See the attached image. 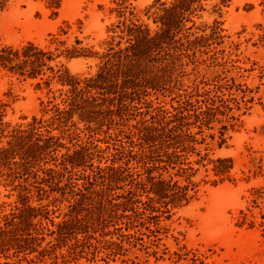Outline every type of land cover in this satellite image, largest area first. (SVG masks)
Segmentation results:
<instances>
[{
    "label": "rangeland",
    "instance_id": "rangeland-1",
    "mask_svg": "<svg viewBox=\"0 0 264 264\" xmlns=\"http://www.w3.org/2000/svg\"><path fill=\"white\" fill-rule=\"evenodd\" d=\"M159 5L5 0L0 52L34 43L48 55L37 77L0 62V149L11 133L28 129L34 118L49 119L54 105L65 106L69 86L60 74L80 80L97 74L102 55L120 40L121 21L157 29ZM180 20L176 39L195 43H176L158 89L141 88L128 109L115 107L97 132L84 131L78 116L77 126L39 123L34 138L55 135L61 145L38 149L27 168L16 164L17 155L0 160V264H264V0H194ZM209 98L219 110L209 126L189 127L194 137L186 145L193 149L152 173L187 185L185 198L146 209L147 192L137 188L127 208L114 206L124 201L116 195L146 177L136 126L166 119L188 100L204 106ZM81 146L86 161L66 168L63 155ZM108 165L124 169L114 186L99 195L86 191L71 208L84 176ZM217 166L231 168L218 173ZM50 168L53 177L44 172ZM76 215L82 219L74 227L59 230Z\"/></svg>",
    "mask_w": 264,
    "mask_h": 264
},
{
    "label": "trees",
    "instance_id": "trees-1",
    "mask_svg": "<svg viewBox=\"0 0 264 264\" xmlns=\"http://www.w3.org/2000/svg\"><path fill=\"white\" fill-rule=\"evenodd\" d=\"M4 1L0 0V7ZM193 2L194 0H173L170 5H167L166 2L157 0V4L160 5L155 14L157 15L156 22H159L160 25L154 30L143 23L121 21L116 26L120 30V40L116 45L111 43L108 51L102 55L103 64L97 74L84 80H80L68 72L60 74V82L69 86L66 97H62L65 106L61 108L54 105L49 110L52 111L49 119L37 121L34 118L35 121L28 125V129H18L11 133L8 146L0 149V160H7L11 156L17 155L20 157V161L16 164L27 168L38 149L47 151L49 147L61 145L57 141L59 138L55 135H48L46 138L38 135L34 138V131L39 123L42 124L45 121L48 125L58 124L60 127H67L70 124L77 126V120L74 118L78 116L79 122L84 125V131L97 132L105 124L107 116L114 114L115 107L128 109L130 104L127 101H134L135 94L140 93L141 88L158 89L165 80L166 72L170 69L171 62L168 59L174 56L172 50L178 48L176 43L180 42L182 46L185 43L189 46L195 43L192 40L183 42L181 38L176 39L180 19ZM114 40L115 37H113ZM67 51L73 52L70 49ZM47 55V52L34 43H29L22 49L4 48L0 52V62L4 68L10 71L23 76L37 77L43 72V67L47 65ZM159 62L163 64L157 69L151 70L150 66L155 67V64ZM50 69L54 70L52 67ZM46 83L50 85L51 80H46ZM202 102L205 103L204 106L198 105L199 101L194 103L188 100L185 106H181L178 111L171 113L166 119L150 124L144 122L141 126H136L133 135L137 137L138 145L143 147V161L147 163L146 177L132 181L131 185L134 188L131 186L126 194L116 195L114 199L120 198L124 201L113 204V200H111L114 206L122 204L127 208L126 206L133 201L137 188L147 192L148 200L144 202L146 209H155L156 203L165 202L168 204L166 199H171L170 202H173L185 198L187 185L182 186L178 181L168 180L162 176V173L158 176H154L152 173L156 169L167 170L169 166L177 163L181 157L180 151L193 149L186 145V142L194 137L188 132L189 127L198 122L201 123V126H209L219 110V107H214L216 100L213 98ZM189 106L194 109H189ZM81 147L71 154L63 155L62 163L66 168L68 163L72 167H78L86 161V146ZM229 160L219 158L217 162L223 163ZM228 168L231 166H217L216 170L218 173H223ZM53 171L54 169L50 168L44 172L53 177ZM123 171L122 167L116 168L108 165L98 167L93 175H85V187L78 191L77 197L71 203V208L80 205L82 197L87 194L86 191L92 189V193L99 195L105 186L112 188L116 182L117 174ZM100 187L102 188L99 190ZM81 219L82 217L76 215L60 224L59 230L70 229Z\"/></svg>",
    "mask_w": 264,
    "mask_h": 264
}]
</instances>
